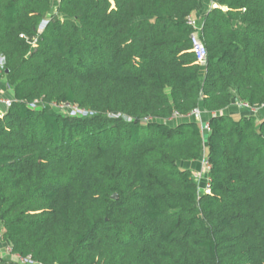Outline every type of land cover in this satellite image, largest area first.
<instances>
[{"label":"trees","instance_id":"16d2710c","mask_svg":"<svg viewBox=\"0 0 264 264\" xmlns=\"http://www.w3.org/2000/svg\"><path fill=\"white\" fill-rule=\"evenodd\" d=\"M211 1L201 65L199 0H0V226L14 253L264 264V120L223 113L264 104V0ZM200 107L207 130L188 116ZM201 157L208 191L182 166Z\"/></svg>","mask_w":264,"mask_h":264},{"label":"built area","instance_id":"2783aa9c","mask_svg":"<svg viewBox=\"0 0 264 264\" xmlns=\"http://www.w3.org/2000/svg\"><path fill=\"white\" fill-rule=\"evenodd\" d=\"M188 23L193 27V32L190 36V42H191V50L194 52L196 59L198 63L201 65L205 64L206 61V48L202 41L199 38V32H200V25L197 19L194 17H189L188 18ZM23 36V35H22ZM2 57V56H0ZM3 63H4V58L2 57V60H0V73L3 68ZM5 89L7 90L8 87L5 84ZM12 102V97L11 95H8L6 92L0 90V117L5 113L7 108L10 106ZM48 106L49 108L56 110L58 112H62L64 114L68 115H81L84 114L85 112L80 110L76 105H72L70 103H49L45 104L42 100H34L32 103H30L31 107H36V106ZM245 106L249 107L246 103ZM199 109L196 108L192 110L188 116H191L193 118H196L199 115ZM180 117L178 113H174V117L171 118V120H174L176 118ZM204 128L207 130V122L204 124ZM202 165L204 167L203 171L199 172H193V177L195 180L200 184L202 181H205V191H208V178H207V169H208V164L205 159L202 160ZM203 176L205 178H203ZM203 179V180H202ZM9 260H15L17 264H40L38 262H35L31 259L30 256H25L22 257L12 251V246L11 244L4 239L3 237V229L0 226V264H8Z\"/></svg>","mask_w":264,"mask_h":264},{"label":"crops","instance_id":"0c3cea01","mask_svg":"<svg viewBox=\"0 0 264 264\" xmlns=\"http://www.w3.org/2000/svg\"><path fill=\"white\" fill-rule=\"evenodd\" d=\"M216 6L211 0H199L196 10L193 13V16L195 19H200L211 7ZM5 80L4 78H0V90L6 92L8 95H11L10 89H5ZM199 115L196 117V120L202 125L203 130H206L204 128V124L206 123L209 114L202 110V108H199ZM224 114H227L233 118H239L244 115H253L255 117L256 122H260L264 120V104L260 106L259 108H250L245 106V102L240 101L238 99H233L231 101V104L223 111ZM204 158L201 157L200 159L196 161H190V162H183L182 166L189 167L192 169V171L195 170V172H199L203 170L202 160ZM200 188V187H199ZM204 191V190H203Z\"/></svg>","mask_w":264,"mask_h":264},{"label":"rangeland","instance_id":"374dc122","mask_svg":"<svg viewBox=\"0 0 264 264\" xmlns=\"http://www.w3.org/2000/svg\"><path fill=\"white\" fill-rule=\"evenodd\" d=\"M55 4L54 3H52V6H54ZM53 8V7H52ZM41 28V27H40ZM0 78H1V76H0ZM4 87H6L5 85H4ZM196 119V118H195ZM203 169H204V167H203ZM203 171V170H202ZM201 171V172H202ZM193 172H195V170L193 171ZM203 178H205L204 176H203ZM203 180V179H202ZM200 191H205V188H206V185H205V181H202L201 183H200ZM8 264H17L16 263V261L15 260H9V263ZM27 264H31V263H27Z\"/></svg>","mask_w":264,"mask_h":264},{"label":"water","instance_id":"95a60500","mask_svg":"<svg viewBox=\"0 0 264 264\" xmlns=\"http://www.w3.org/2000/svg\"><path fill=\"white\" fill-rule=\"evenodd\" d=\"M44 24H45V21H42L41 24H40V27H43ZM0 60H2V57H0ZM5 72H6V70H5ZM193 119H194V118H193ZM112 198H113V199H116V198H117V195L114 193V194L112 195Z\"/></svg>","mask_w":264,"mask_h":264}]
</instances>
